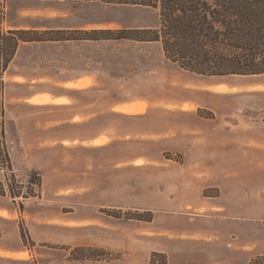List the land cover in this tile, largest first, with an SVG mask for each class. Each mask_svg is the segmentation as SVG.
Instances as JSON below:
<instances>
[{
	"label": "rangeland",
	"instance_id": "rangeland-1",
	"mask_svg": "<svg viewBox=\"0 0 264 264\" xmlns=\"http://www.w3.org/2000/svg\"><path fill=\"white\" fill-rule=\"evenodd\" d=\"M76 1L51 0L48 18L13 19L66 29L158 24V11L142 5ZM58 44L76 68L98 66L100 79L122 95L99 96L100 110L135 101L143 111L100 115L99 131L111 142L87 148L60 141L80 136L59 123L70 111L22 108L10 116L0 97V199L17 209L3 242L20 252L4 264H149L153 252L165 254L167 264H264V73H191L166 59L159 42ZM47 115L49 129L40 123ZM27 176L37 190L22 195ZM76 247L108 255L76 259Z\"/></svg>",
	"mask_w": 264,
	"mask_h": 264
},
{
	"label": "trees",
	"instance_id": "trees-1",
	"mask_svg": "<svg viewBox=\"0 0 264 264\" xmlns=\"http://www.w3.org/2000/svg\"><path fill=\"white\" fill-rule=\"evenodd\" d=\"M102 1L155 9L158 11V24L43 31L0 29V74L13 57L19 42L44 40L159 42L166 59L191 73L202 76L264 73V0ZM1 191L4 192L2 186ZM8 191L13 196L11 187H8ZM133 215L135 218L151 219L150 213L147 217H141L140 213ZM20 234L22 240L26 241L23 228ZM72 252L76 259H97L108 255L104 250L94 247H76ZM77 254L79 256L76 257ZM149 264H167L165 254L153 252Z\"/></svg>",
	"mask_w": 264,
	"mask_h": 264
},
{
	"label": "crops",
	"instance_id": "crops-1",
	"mask_svg": "<svg viewBox=\"0 0 264 264\" xmlns=\"http://www.w3.org/2000/svg\"><path fill=\"white\" fill-rule=\"evenodd\" d=\"M20 1H23V7H20L21 5L17 6V3ZM50 1L5 0L6 5L4 7L2 6L3 0H0V29H33L40 31L49 29H75L50 28L38 22L28 24L17 23L18 21L13 19L16 13L21 16V19L30 17L34 19L48 18L51 16ZM27 2H29V7H26ZM76 2L79 5L93 6L97 0H77ZM1 9L5 11V16L2 18ZM60 41L44 40L18 43L13 57L0 74V97L3 101V106L5 109H8L10 116L21 115L19 110L22 108L49 110L51 107H59L66 109L70 113L65 118L59 120V123L73 126L80 136L75 138L67 137L60 139V141L76 143L78 146L87 148H98L101 145H108L111 142V136L108 133H100V115H139L143 111L142 103L135 101L117 102L109 108L100 110L99 96L122 95L119 93L118 95L115 94L113 83H104V80L100 79L98 66L95 69H92V66L78 69L72 60H67L61 55V51L66 47L58 44ZM118 80L122 79L119 78ZM119 92L121 91L119 90ZM129 105H137L141 109L139 112H127L120 109V107ZM177 112L180 114L194 113L193 110L189 109H182ZM52 122L54 121L51 120L50 115L42 116L40 119V123L44 128L49 129ZM4 193L12 199L15 197L10 195L6 189H4ZM16 215V207L4 204L3 200L0 199V264H4V259L11 261L19 259L18 244L16 243L14 246L7 247L4 246L3 242L4 224L11 222ZM228 223L234 225V227L238 224L234 217L229 219ZM203 234L202 232L198 233L195 238H202ZM208 236L210 238H219L217 234L213 233H208Z\"/></svg>",
	"mask_w": 264,
	"mask_h": 264
},
{
	"label": "built area",
	"instance_id": "built-area-1",
	"mask_svg": "<svg viewBox=\"0 0 264 264\" xmlns=\"http://www.w3.org/2000/svg\"><path fill=\"white\" fill-rule=\"evenodd\" d=\"M7 168V166H6ZM19 185H20V192L21 194H28L29 192L34 191L36 192L37 189V182H35L31 177H25L23 178L20 182H19Z\"/></svg>",
	"mask_w": 264,
	"mask_h": 264
}]
</instances>
